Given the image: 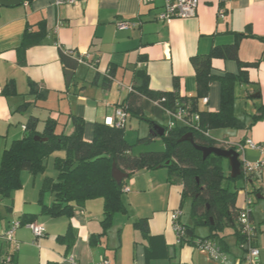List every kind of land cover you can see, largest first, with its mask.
I'll return each instance as SVG.
<instances>
[{"label": "crops", "instance_id": "obj_1", "mask_svg": "<svg viewBox=\"0 0 264 264\" xmlns=\"http://www.w3.org/2000/svg\"><path fill=\"white\" fill-rule=\"evenodd\" d=\"M198 1L195 15L169 20L158 17L166 0H76L60 5L56 0H22L18 5H0V161L4 149L24 136L30 117L37 118L40 130L47 118H57L68 123L66 131L71 133V115L81 116L85 120L84 138L92 140L95 124L115 117L130 88L137 83L138 70L147 71L153 90L172 91L177 80L182 95L196 94L191 57L235 41L243 60L259 61L249 71L251 82L237 83L235 88V112L245 127L214 129L218 136H212L226 144L251 139L264 147V118L251 124V115L264 104V0ZM131 20L136 21L135 27L121 29L117 25L119 21ZM40 23L45 25V35L38 43L23 48L26 28L38 29ZM60 47L88 55L73 70L71 84L67 83ZM213 71L238 73L239 65L235 59L218 58L213 60ZM11 81L17 93L5 94L4 87ZM31 82L37 84L39 91H46L45 98H35L30 92ZM208 98L207 103L200 101V108L218 111V81L211 84ZM26 101H30L29 106L20 108ZM64 155L63 151L52 154L53 166L56 156ZM243 156L254 163L264 158V149L246 145ZM46 165L44 173L22 171V187L10 196L0 193V262L13 252L15 264H72L71 258L78 264H101L107 260L110 264H218L196 245L207 234L193 239L188 234L189 240H179L171 214L183 208L184 186L170 182L168 172L162 168L140 170L131 177V183H125L123 198L128 210L115 213L108 232L100 235L102 198L75 205L72 216L42 212L44 181L57 177L55 171H49L50 161ZM256 184L264 188V166ZM239 195L237 204L242 207L250 194L244 189ZM42 198L50 205L54 195L45 192ZM24 213L37 214L33 223L43 225L45 233L37 237L29 224L20 225L13 234L14 240L9 241L7 232ZM141 218L148 219L149 236L135 225ZM67 232L73 237L70 247L59 240ZM92 237L97 240L94 244ZM225 242L227 248H222L227 255L226 264H238L239 254L230 260L227 236ZM17 243L19 248L15 249ZM235 244L239 248L237 238Z\"/></svg>", "mask_w": 264, "mask_h": 264}, {"label": "trees", "instance_id": "obj_2", "mask_svg": "<svg viewBox=\"0 0 264 264\" xmlns=\"http://www.w3.org/2000/svg\"><path fill=\"white\" fill-rule=\"evenodd\" d=\"M44 23L39 24L38 29H31L28 26L23 37V48L38 43L45 35ZM238 41L233 43L213 46L208 53L197 54L191 57L195 67L197 92L194 95H182L178 81H175V89L172 91H156L150 87V77L146 70H138L135 75L137 83L129 90V95L122 101L120 106L127 113V120L130 116L146 117V112L166 120L165 135L161 136L165 141L163 150H150L135 155L132 151L133 145L126 137V124L117 126L97 122L94 128L92 140L84 138L85 120L81 116L71 115V123L74 127L71 133H67V122H60L57 118L49 117L45 120L44 127L40 130L37 127V118L30 117L26 123V133L22 138L13 140L7 146L0 161V193L3 196H10L11 193L22 187L21 173L28 170L33 174L44 173L47 168V159L54 153L63 151V157L56 156L54 167L57 170V177H47L41 189L42 212L52 216H72L75 205H82L92 198L103 199V219L101 221L105 235L112 225L113 216L117 212H127L123 193L125 179L118 184L112 176V167L115 162L119 169L132 177L140 170H155L168 160V180L183 184L182 198L185 201L191 197V218L190 228L195 236L197 226H208L210 234L206 238L216 240L225 249L227 248L225 230L234 226V235L243 246L247 239L242 233L240 215L243 209L247 210V216L253 222L252 205L253 198L246 195L244 206L237 204L239 188L232 189L229 185L241 177L246 185L256 184L259 172L245 175L242 173L237 178L230 176V166L225 168L223 157L215 154L203 158V153L198 150L191 141H180V138L188 132H193L195 143L204 146H220L222 148H235V144H226L224 141L215 139L211 131L214 129H241L245 127L235 112L236 84L250 83L249 71L259 65V61L243 60L239 56ZM61 61L65 68L75 70L83 54L73 49L60 47ZM235 59L239 65L238 73H215L213 71V60ZM218 81L221 84V106L218 111L203 110L200 108V101L208 98L211 84ZM30 92L35 98H45L46 91H39L37 84L31 82ZM5 94H16L14 83L11 81L4 87ZM159 101L160 105L175 111L179 106L187 107L190 111L199 115L196 122L198 129H192L173 118L160 105L154 102ZM30 101L24 102L20 108H26ZM264 118V104L258 106L257 111L251 115L252 122ZM171 123V127H169ZM39 136V139H36ZM157 135L150 131V134L139 138V141H152ZM47 140H43V138ZM239 141L237 143H244ZM128 177V178H129ZM228 183V184H227ZM51 192L54 195L53 203L48 205L43 202L42 195ZM255 194L264 196V188L256 187ZM249 193V192H248ZM264 198V197H263ZM37 214L24 213L21 225L33 223ZM238 224V225H237ZM144 235L149 236L148 219L141 218L135 222ZM72 235L70 232L59 237L60 241H66L68 247ZM257 236V228L251 233L252 240ZM193 237L191 239H193ZM183 240H189L184 238ZM10 241V240H9ZM95 237L91 243H96ZM16 249V248H15ZM0 264H15L14 253L8 252ZM49 264H57L50 262Z\"/></svg>", "mask_w": 264, "mask_h": 264}, {"label": "built area", "instance_id": "obj_3", "mask_svg": "<svg viewBox=\"0 0 264 264\" xmlns=\"http://www.w3.org/2000/svg\"><path fill=\"white\" fill-rule=\"evenodd\" d=\"M76 0H56L57 4H72ZM143 1V0H140ZM228 0H221V2H226ZM199 5L198 0H166L162 11L159 14V19L160 20H169L173 19L176 17H190L195 15L197 8ZM222 14V13H221ZM224 14V13H223ZM222 14V15H223ZM136 21H119L117 23L118 27L121 29H128L136 26ZM84 57L79 60V62H84L86 59V56L88 55H83ZM131 90V88H130ZM209 98L204 97L202 99L203 103H207ZM156 105H160L159 101L154 102ZM161 106V105H160ZM163 107V106H161ZM163 109L167 112V114L171 115L173 118L176 120L183 122L186 124L187 127L192 128V129H198L197 126V121L199 120V115L195 112L190 111L187 107L184 106H179L175 111H172L170 109H167L163 107ZM127 120V113L124 111V109L120 106L116 110L115 117H109L106 119L107 124H116L117 126H122L126 124ZM171 127V123L168 125ZM235 144V149L240 152V158L242 161V172L245 175L255 173L257 171H260L263 166H264V158L258 160L257 162H250L248 161L244 156L243 152L245 149V146L248 145L254 149H259L263 150L264 147L261 144H258L254 142L251 139H247L245 143H233ZM233 148V147H231ZM124 190H127L125 187ZM248 203V201H246ZM181 217H182V209L178 208L175 209L172 214H171V220L173 222L174 228L177 232V236L179 240L181 241L184 238H188V227L185 226L183 223H181ZM240 222H241V229L242 233L245 235V238L247 241L245 244H243V247L247 246V249L244 251V255L242 259L239 260L238 264H263L260 261L261 257V250L259 247L254 246L252 244V237L251 233L254 231V225L252 220L247 216V210L243 209L240 215ZM21 223L19 221H15L12 223L11 228L7 232L8 234V240L13 241V234L15 232V229L20 226ZM35 235L41 236L45 233V227L41 224L37 223H30L28 225ZM197 247L206 252L209 257L217 262L218 264H226L227 261V255L225 251L223 250L222 246L214 239L210 238H201L196 241ZM15 248H19V244H15ZM71 263L72 264H78L74 258H71ZM101 264H110V261H104Z\"/></svg>", "mask_w": 264, "mask_h": 264}, {"label": "rangeland", "instance_id": "obj_4", "mask_svg": "<svg viewBox=\"0 0 264 264\" xmlns=\"http://www.w3.org/2000/svg\"><path fill=\"white\" fill-rule=\"evenodd\" d=\"M149 118H153L155 120H157V122H160L161 124H164V122H166V120L156 116L155 114H152L150 111L146 112V117H137V116H130L129 119L127 120V126H126V134L128 132V137L127 140L129 141L130 144L133 145L132 151L135 155H139L142 152L145 151H150V150H160L159 148H165V141L163 140V138L161 136H156L152 141H139V138H142L144 136H147L148 134H150L151 128H150V122H149ZM241 135L244 134V131H240ZM213 136H218L217 131H213L211 133ZM50 161V165H49V171H55V174L57 173V171L55 170L54 166H53V156L51 155L48 159H47V164ZM52 162V165H51ZM223 164L225 166V168L227 169V166L229 165V160L227 158L223 159ZM54 169V170H53ZM143 170H141L140 172H142ZM162 171H166L168 172V168L167 167H162ZM135 176V174L133 175ZM132 176V177H133ZM137 176V175H136ZM135 176V177H136ZM134 179V178H133ZM131 177L126 178L125 182L128 181V183H131ZM228 184V183H227ZM230 187L232 189H234L236 186H246V189L248 190L250 196L253 198L254 203L252 205V212H253V218H254V222L253 225L257 228V236L253 239L252 244L254 246H257L260 248L261 250V257H260V261L264 264V198H258L257 195L255 194V189H256V185H253L252 183H249L248 185H246V183L244 182V180L239 177L237 178L235 181H231L229 183ZM241 189L239 188V192H241ZM126 194V193H125ZM124 194V195H125ZM242 196V194L239 195V197ZM191 197H188L183 205L182 208V222L187 224V226H191L192 225V218H191ZM241 201V198H240ZM244 204V202H243ZM181 209V208H180ZM238 225V224H237ZM234 231H235V227L231 226L226 228L225 232L227 234V241L231 246V250H229L228 252H230V260L231 258L233 259V257H237L239 254V258L242 259L243 257V252L245 251L242 246L239 243V248L236 246L235 244V235H234ZM208 235L210 234V228L208 226H197L195 228V236H199V235Z\"/></svg>", "mask_w": 264, "mask_h": 264}, {"label": "water", "instance_id": "obj_5", "mask_svg": "<svg viewBox=\"0 0 264 264\" xmlns=\"http://www.w3.org/2000/svg\"><path fill=\"white\" fill-rule=\"evenodd\" d=\"M22 2V0H0V5L2 6H10V5H18ZM74 71L67 69V83L71 84L72 79L74 77ZM151 124V132L157 136L165 135V127L159 124L156 121L149 119ZM36 139H39V136H36ZM43 140H47V138H43ZM180 141H191L194 146L203 153V158L206 159L209 155L215 154L217 156L227 158L229 160L230 166V176L232 178H237L242 175V161L240 158V152H238L235 148H222L220 146H204L198 145L195 143L194 134L193 132H188L180 138ZM170 164L168 160L165 164L159 166V168L166 167ZM112 176L117 181L118 184H122L123 180L129 177V174L122 171L118 168L117 164L114 162L112 167ZM263 198L264 196H259ZM188 234L190 237H193V232L189 228ZM247 249V246H245Z\"/></svg>", "mask_w": 264, "mask_h": 264}]
</instances>
